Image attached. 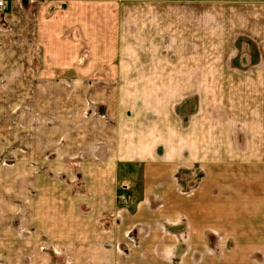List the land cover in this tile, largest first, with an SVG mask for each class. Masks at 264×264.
I'll return each mask as SVG.
<instances>
[{
  "label": "crops",
  "instance_id": "1",
  "mask_svg": "<svg viewBox=\"0 0 264 264\" xmlns=\"http://www.w3.org/2000/svg\"><path fill=\"white\" fill-rule=\"evenodd\" d=\"M54 3L63 5L46 1L28 17L15 7L6 12L22 45L20 55L4 56L19 57L27 75L34 56L24 43L32 41L59 71L76 70L67 88L60 75L47 76L48 98L63 117L54 122L71 130L70 151L85 147V200L93 212L45 226L75 264H201L208 232L216 239L222 219L232 226L264 205V4L201 11L121 0ZM244 42L252 44L248 51ZM218 83L234 88L217 91ZM197 165L205 181L181 192L182 183L194 184L182 173ZM119 192L131 194L133 210H146L130 238L122 232L129 218L117 221L118 237L103 230ZM117 243L127 247L118 251ZM212 252L208 246L205 255Z\"/></svg>",
  "mask_w": 264,
  "mask_h": 264
},
{
  "label": "rangeland",
  "instance_id": "2",
  "mask_svg": "<svg viewBox=\"0 0 264 264\" xmlns=\"http://www.w3.org/2000/svg\"><path fill=\"white\" fill-rule=\"evenodd\" d=\"M46 1L49 5H63L54 3V0H14L8 8L0 9V264H75L70 260V251L66 243L60 242L61 239L57 235L52 237L50 230L52 227L45 225L81 221L93 212L92 205L85 200L87 193L84 186L85 147L82 144L70 151L66 138L69 133L72 134L71 130L65 132L63 123L59 126L54 122V118L61 115L53 111L52 99L49 101L48 98L53 83L49 82L47 76L60 75L64 79L63 87L67 88L71 84L67 81L70 77L73 79L72 77L76 76V70L73 68L71 72L69 69L59 71L52 64V58L47 56L41 43L34 42L32 45V41L24 43L30 46L31 54L34 56L33 65L29 67L32 72L25 75L26 65L20 62L19 57L13 61L4 58L5 55L12 57L20 55L17 48L22 45L20 39L11 36L13 28L6 12L15 7L25 17L33 16ZM121 1L134 3L136 6H155L160 3L166 6L187 4L201 11L213 9L223 11L226 7L232 8L241 4L250 9L264 4L262 2L264 0ZM12 40L15 45L11 44ZM250 46H252L250 42H244L241 47L248 51ZM236 68L247 69L246 66L240 65ZM44 76L47 79L42 80L41 77ZM216 88L217 91L224 92L233 89L234 84L218 83ZM26 100L28 101L25 102ZM83 102L89 107L94 101L88 95ZM26 107L29 112L28 124L24 122ZM205 172L201 165L193 167L192 171H184L183 179L194 184L193 188H188L182 183L181 192L199 189L206 179ZM118 187L122 191L123 187ZM117 198L114 201L113 212L105 214L102 218L105 224L103 230L107 233L114 232L115 236L117 233V237L124 232L126 237L130 238L138 225L137 222L142 224L140 221L144 220L146 210L145 207L143 210H133L131 194L130 202L126 206H120ZM261 214L264 215V205L259 212L256 208L250 210L245 220L234 219L232 226L226 218L222 219L220 225H217L216 239H213L214 233H207V237L211 239L203 244L201 264L210 262L264 264V216ZM201 215L206 217L209 212H201ZM127 218L131 226L122 230L120 234L117 221ZM145 226L149 227L144 225L141 229L144 230ZM163 227L160 225L159 230L162 232ZM56 228L66 230V227ZM115 245L118 251L127 247L125 243ZM208 246L216 250L210 256L205 255ZM136 263L149 262L138 260ZM151 264L166 262L156 259L152 260Z\"/></svg>",
  "mask_w": 264,
  "mask_h": 264
},
{
  "label": "built area",
  "instance_id": "3",
  "mask_svg": "<svg viewBox=\"0 0 264 264\" xmlns=\"http://www.w3.org/2000/svg\"><path fill=\"white\" fill-rule=\"evenodd\" d=\"M13 2L14 0H11L10 2H8V0H0V9L8 8V5ZM117 202L120 206L128 205L130 202V195L126 193L119 194L117 198Z\"/></svg>",
  "mask_w": 264,
  "mask_h": 264
}]
</instances>
